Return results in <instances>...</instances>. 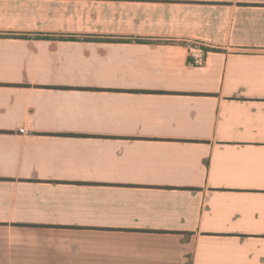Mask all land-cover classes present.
Wrapping results in <instances>:
<instances>
[{"label": "crops", "instance_id": "1", "mask_svg": "<svg viewBox=\"0 0 264 264\" xmlns=\"http://www.w3.org/2000/svg\"><path fill=\"white\" fill-rule=\"evenodd\" d=\"M0 264H264V0H0Z\"/></svg>", "mask_w": 264, "mask_h": 264}, {"label": "built area", "instance_id": "2", "mask_svg": "<svg viewBox=\"0 0 264 264\" xmlns=\"http://www.w3.org/2000/svg\"><path fill=\"white\" fill-rule=\"evenodd\" d=\"M20 132H21V133H25V131H24V130H20Z\"/></svg>", "mask_w": 264, "mask_h": 264}]
</instances>
